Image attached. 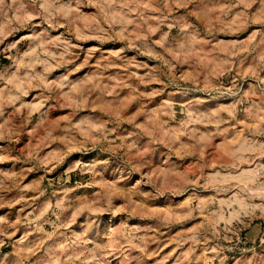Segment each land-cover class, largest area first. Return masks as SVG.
I'll return each mask as SVG.
<instances>
[{
    "label": "clouds",
    "instance_id": "obj_1",
    "mask_svg": "<svg viewBox=\"0 0 264 264\" xmlns=\"http://www.w3.org/2000/svg\"><path fill=\"white\" fill-rule=\"evenodd\" d=\"M0 264H264V0H0Z\"/></svg>",
    "mask_w": 264,
    "mask_h": 264
}]
</instances>
